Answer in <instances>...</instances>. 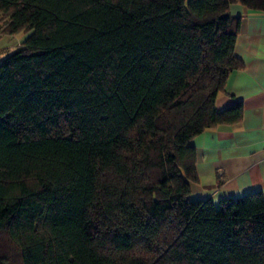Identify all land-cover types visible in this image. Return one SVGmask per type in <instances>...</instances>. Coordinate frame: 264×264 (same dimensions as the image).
I'll use <instances>...</instances> for the list:
<instances>
[{
    "label": "trees",
    "instance_id": "obj_1",
    "mask_svg": "<svg viewBox=\"0 0 264 264\" xmlns=\"http://www.w3.org/2000/svg\"><path fill=\"white\" fill-rule=\"evenodd\" d=\"M264 0H0V264H264V195L190 197V140Z\"/></svg>",
    "mask_w": 264,
    "mask_h": 264
},
{
    "label": "crops",
    "instance_id": "obj_2",
    "mask_svg": "<svg viewBox=\"0 0 264 264\" xmlns=\"http://www.w3.org/2000/svg\"><path fill=\"white\" fill-rule=\"evenodd\" d=\"M229 12L240 17L234 53L241 67L230 72L215 106L240 100L242 113L238 121L205 129L190 140L198 176L191 197L215 202L254 189L264 195V11L231 2ZM21 40L0 34V60Z\"/></svg>",
    "mask_w": 264,
    "mask_h": 264
},
{
    "label": "rangeland",
    "instance_id": "obj_3",
    "mask_svg": "<svg viewBox=\"0 0 264 264\" xmlns=\"http://www.w3.org/2000/svg\"><path fill=\"white\" fill-rule=\"evenodd\" d=\"M28 34V31L26 30H20L16 33H14L15 37L18 38V39H23L26 35ZM191 193H190V197H191Z\"/></svg>",
    "mask_w": 264,
    "mask_h": 264
}]
</instances>
